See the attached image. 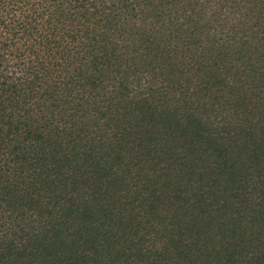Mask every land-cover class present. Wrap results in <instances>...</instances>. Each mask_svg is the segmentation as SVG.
I'll return each instance as SVG.
<instances>
[{"label": "trees", "instance_id": "1", "mask_svg": "<svg viewBox=\"0 0 264 264\" xmlns=\"http://www.w3.org/2000/svg\"><path fill=\"white\" fill-rule=\"evenodd\" d=\"M0 264H264V0H0Z\"/></svg>", "mask_w": 264, "mask_h": 264}]
</instances>
